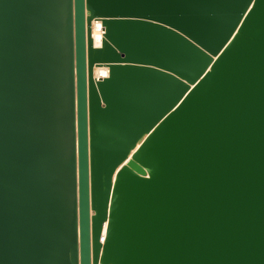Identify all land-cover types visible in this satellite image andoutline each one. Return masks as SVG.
<instances>
[{
  "label": "water",
  "instance_id": "obj_1",
  "mask_svg": "<svg viewBox=\"0 0 264 264\" xmlns=\"http://www.w3.org/2000/svg\"><path fill=\"white\" fill-rule=\"evenodd\" d=\"M0 264H264V0H0Z\"/></svg>",
  "mask_w": 264,
  "mask_h": 264
},
{
  "label": "bare ground",
  "instance_id": "obj_2",
  "mask_svg": "<svg viewBox=\"0 0 264 264\" xmlns=\"http://www.w3.org/2000/svg\"><path fill=\"white\" fill-rule=\"evenodd\" d=\"M103 26L99 19H93L92 25H91V32L92 37L94 40L95 45H101L102 39H103ZM109 72V68L106 65H96L94 66V76L95 78H102L104 76H107ZM144 138V137H143ZM143 138L139 141V143L143 140ZM104 231H105V225H104Z\"/></svg>",
  "mask_w": 264,
  "mask_h": 264
},
{
  "label": "built area",
  "instance_id": "obj_3",
  "mask_svg": "<svg viewBox=\"0 0 264 264\" xmlns=\"http://www.w3.org/2000/svg\"><path fill=\"white\" fill-rule=\"evenodd\" d=\"M100 21H101V19H99ZM101 23H102V21H101ZM103 26V25H102ZM102 30H103V34H104V27L102 28Z\"/></svg>",
  "mask_w": 264,
  "mask_h": 264
}]
</instances>
